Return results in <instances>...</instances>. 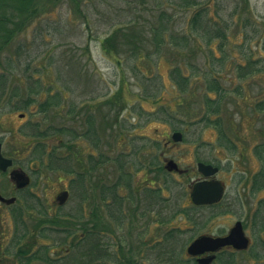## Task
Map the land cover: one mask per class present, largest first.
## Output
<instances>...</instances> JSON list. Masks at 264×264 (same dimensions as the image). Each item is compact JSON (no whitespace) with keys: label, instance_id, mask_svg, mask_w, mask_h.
I'll list each match as a JSON object with an SVG mask.
<instances>
[{"label":"rangeland","instance_id":"rangeland-1","mask_svg":"<svg viewBox=\"0 0 264 264\" xmlns=\"http://www.w3.org/2000/svg\"><path fill=\"white\" fill-rule=\"evenodd\" d=\"M207 1H210L211 5H214V2L219 3L227 12L232 11L236 3L239 7L244 4L242 0ZM40 2L34 19L26 25L10 47V52L21 64L14 73L13 82H20L23 87L25 76L32 75L42 83V99L45 97V90H48L46 95L60 91L63 98L60 106L48 113L46 124L42 122L40 115L33 117L25 114L20 117V112H13L7 107L6 98H0V138H5V142L0 141L3 155H15L17 167L21 163L26 172L27 169L32 171L37 163L34 160L37 155L32 149L35 141L21 133L23 128L25 130L24 125L27 122L41 121L42 126H69L76 129L77 133H82L86 116L92 115L101 136L98 152L110 158L125 154L129 163L131 159V165L128 164L125 170L132 173L133 187L139 190L163 187L159 169L156 170L150 165L152 157H157L158 168L164 169L163 162L173 160L179 169L185 172L183 175H171L170 178L176 185L172 189H163V208L159 209L158 204L156 214L151 211L144 213L143 210H147L145 206L130 209L129 203L125 202L123 225L117 229V226L106 218L97 186L99 179L114 181L116 167L111 163L96 168L97 191L93 197L94 205L88 204L89 201L84 204L83 221L91 225L97 224L98 220L99 227L113 230V236L108 240L110 246L114 247L110 248L111 253L119 256L118 262L164 264L159 260L158 245L164 240V234L173 228L180 234L166 244L167 248H175L181 253L184 261L196 264L194 258L186 254L190 242L201 235L225 234L234 222L240 220L245 224L244 233L250 239V246L248 250L234 256L235 264H264V229L256 231L251 220L253 211H259L260 214L257 215L264 226V190H251L253 176L260 168V163L253 154V147L264 141V112L254 109V104L264 99V39L260 35L264 30V0H248L249 10L251 9L249 15L253 18L249 26V31L252 32L253 28L250 34L253 39L248 45L255 60L260 63V70L246 80L239 81L232 62L235 60L237 63H243V57L234 49L232 62L219 75L221 81L229 88L242 82L243 90L240 96L228 98L222 106L226 134L237 147L235 155H230L227 149L222 147L203 144H214V129L191 127L186 135L181 133L186 136V141L174 142L171 136L175 131L171 130L169 125L151 117L152 113L160 108L177 118L198 115L196 112L204 93L203 82L195 80L189 87V94L180 96L171 85L169 71L175 62L181 64L183 59L196 62L201 68L206 67L209 64V48L202 42L197 41L190 45L186 53L167 47L162 53L160 63L143 56L137 61L130 59L126 41L123 39L118 40L117 49H110V53L102 49L101 43L112 29L131 18L145 19L143 9L151 8L150 0H84L79 8L80 13L73 9L68 0ZM133 2L136 4L128 5ZM133 7L138 11L133 10ZM182 15L179 14V17ZM236 17L237 14L234 15V18ZM254 29L258 30L257 33ZM235 31V35L231 36L233 44L242 40L239 24ZM19 46L20 53H16ZM150 47L140 46L139 52L144 55L150 51ZM27 62L30 68L24 73V65ZM34 71L38 72L33 74ZM155 92L157 97L152 99L150 95ZM37 100L41 101L40 97ZM36 105H32L26 113L34 112ZM70 109L73 110L72 114H67ZM121 124L125 128H121ZM26 132L29 133L30 130ZM55 143H58V140L50 139L49 147ZM154 143L158 146H154ZM74 145V168L77 171H86L87 156H96L97 152L89 147L84 138L76 139ZM65 151L61 150L62 153ZM198 160L210 162L212 165L218 163L221 169L215 179L225 186L223 200L214 208L215 212L222 214H215L208 221L210 209H201L194 215L196 222L206 220L203 229L193 225L182 214H176L178 210L190 206L188 184L190 181L201 179L196 170ZM138 165H143V168L136 169ZM42 175L40 180L37 179L38 187H29V191L42 198L52 212L59 210L68 213L76 209L75 206L79 204L77 198H80L81 194H73L69 190V183L74 176L63 171L49 170ZM65 190L68 191V196L60 206L55 198ZM133 191L138 193V190ZM119 192L123 195L125 190ZM0 194L6 198L14 194L6 176H0ZM0 214V225L3 226L1 231L4 235L2 241L5 242L11 232V218L7 208L1 204ZM35 219L36 216H31L30 220ZM60 238L62 237L59 236L58 239ZM119 245L123 249V255L119 253ZM76 260L74 253L72 262Z\"/></svg>","mask_w":264,"mask_h":264},{"label":"trees","instance_id":"trees-1","mask_svg":"<svg viewBox=\"0 0 264 264\" xmlns=\"http://www.w3.org/2000/svg\"><path fill=\"white\" fill-rule=\"evenodd\" d=\"M40 1L0 0V98L4 100L6 98L7 107H10L11 111L20 112L24 116L25 114L33 117L40 115L42 116V122L45 123L48 113L51 112L50 110L60 106V101L63 98L61 92L56 91L54 94L46 95L48 90H45V97L42 99L41 95L44 92L42 83L32 75L25 76L26 81L23 87L20 82L14 84V73L21 64L18 58H15L10 52L13 41L24 31L26 25L34 19L41 3ZM68 1L73 9L80 13L79 8L84 0ZM150 1L152 4L151 8L145 7L143 9L145 19L138 20L135 17V20L131 18L112 29L107 34V38L102 41V49L110 53L117 49L118 40L123 39L126 41L130 59L137 61L140 56H143L148 60H157L160 63L162 53L167 47L180 53H186L190 45L197 41L202 42L209 48V64L206 67L201 68L198 63L183 59L181 64L175 62V65H172L169 71L171 85L180 96L189 94V87L195 80L199 79L203 82L204 93L201 96L199 110L196 112L198 115H192L189 118L184 116L177 118L167 113L164 108H160L159 111L152 113L151 117L153 120L169 125L171 130L182 134L185 133V135L189 128L195 126H201L202 129H214L216 132L214 144L210 142L203 144L209 147L212 145L214 147H222L227 149L230 155H235L237 147L232 138L226 134L224 119L222 118V106L225 101H228V98L240 96L243 87L242 82H240L239 85L229 88L221 81L219 75L232 62L234 57L232 50L234 51V49L239 51L243 57V63H237L235 60L232 62L235 76L239 81L246 80L260 70V63L255 60L252 55L253 52L248 45L253 39L250 36L253 28L252 32L249 31L252 17L249 15L251 9L249 10L248 0H242L244 4L240 5V7L237 3L234 4L233 10L230 12H227L219 3L214 2V5H211L210 1L208 2L207 0ZM130 4L136 3L133 2L128 5ZM134 8L136 7H133V10L138 11ZM181 13L183 15L179 17ZM235 14H237L236 18H234ZM237 24L241 28L242 40L240 43L233 44L231 43V36L235 35ZM254 30L257 33L258 30ZM260 35L264 39V30L261 31ZM143 45L148 48L149 45L151 46L150 51L144 53V55L139 52L140 46ZM20 49L21 46L16 49V53L17 51L20 53ZM29 68L30 66L27 62L24 65V73H27ZM37 72L34 71L33 74ZM160 88L161 85L159 86ZM150 96L155 99L157 97L156 92ZM39 97L41 101L37 100ZM35 104H37L36 110L26 113ZM254 109L257 112H264V99L255 103ZM72 112L73 110L70 109L67 114H72ZM95 121L92 115L86 116L84 120L85 129L82 133H77L76 129L69 126H54V124L42 126L43 123L41 121L27 122L24 125L25 130L23 128L21 133L25 134V136H30L35 141L33 150L37 157L34 160L38 163L39 169L34 177L39 178L41 175L40 169L45 168L41 163L43 164L44 161H46V168L50 172L63 171L67 175H73L74 144L76 139L79 138L86 139L89 147L97 152L96 156L89 154L86 158L91 170L108 162L115 165L116 178L111 187L105 186L103 183L97 186H99V199L103 202L106 218H110L120 228L124 221L122 204L128 199L132 201L135 194L132 188V173L125 170L128 164L131 165V159L129 163L125 154H117L115 157L110 158L98 152L101 136L95 127ZM123 126L121 128H125ZM26 129L30 130V132L27 133ZM182 137V140L186 141V136ZM53 138L58 140V143L49 147V140ZM0 141L5 142V138H0ZM154 144V146H158L157 143ZM48 147L50 149L46 153ZM63 149L66 150L64 153L61 152ZM253 154L259 161L260 168L257 174L253 176L251 190H264V141L253 147ZM45 155L47 159H45ZM157 160V157H152L150 165L158 167ZM198 161L211 164L203 160ZM213 165L220 167L218 163ZM142 168L143 165H138L136 169ZM158 169L163 187L154 191L145 188L140 193L144 203L151 196H155L156 204H159V209H162L164 199L161 194L163 189H172L176 184L170 178V173L162 167ZM83 182L81 176L78 190H80L79 193L81 195L85 196L86 192ZM37 183L36 179L35 183L33 181L32 186L34 187ZM75 183L74 181L70 182V190L74 192L77 190ZM120 189L125 190V196L120 195ZM27 196L23 197L25 200L21 210L15 208L8 210L12 229L5 242L2 241L4 238L1 231L3 226L0 225V264H121L118 262L119 256L112 254L110 250V248H114L113 245L110 246L111 243L109 242V237L113 236V230L109 231L105 227H99L98 220L96 221L97 224L92 223L91 226H88V223L83 221L84 215L78 207L68 213L60 212L59 210L52 212L38 198H34L31 195L29 200L26 198ZM109 198L113 202L112 209L106 204ZM214 208L215 206H194L190 203L189 207L178 210L176 214H182L186 220L203 229L204 224L202 221L196 222L194 215L198 214L201 209H210L208 221L215 214H218L214 211ZM31 216H36V219L30 220ZM254 228L256 231L264 229L258 218ZM179 234L173 228L170 229L164 234V240L158 245L159 260H162L164 264L191 263V261H187L188 263L184 261L181 253L176 251L175 248H167L166 246ZM59 236L62 238L58 239ZM118 250L123 255V249L120 245ZM74 253L77 260L73 263L72 255Z\"/></svg>","mask_w":264,"mask_h":264},{"label":"flooded vegetation","instance_id":"flooded-vegetation-1","mask_svg":"<svg viewBox=\"0 0 264 264\" xmlns=\"http://www.w3.org/2000/svg\"><path fill=\"white\" fill-rule=\"evenodd\" d=\"M33 149V148H32ZM50 149V148H49ZM1 153H2V146H1ZM2 156L5 157L2 153ZM92 156H94L92 154ZM5 158L11 160V165L5 170V171H0V176H3V177H8V180H9V183L11 184L12 186V192L14 194L10 195L11 197L9 198H6L4 197V195L0 194V197L3 198V200H0V204L5 206L7 208V210H10L11 208H15L17 210H21L22 209V204H23V201L25 200V196H27L26 198L30 200V196L32 195L34 198H38L39 200H41V202L43 203L44 206L47 207L45 201L38 197L33 191H29V187H33L32 186V183L34 181H36V179L40 180L41 178V175L43 174V172H47V168H46V161L43 162V164L41 163V165L45 168L43 169H40V176L39 178L38 177H34L36 176V172L38 171L39 167H38V163H35L36 164V168H34L32 171H30L31 169H27V172L24 170V167L23 165H21V163L19 164V167H17L16 165H18L17 163V160H16V156L15 155H11V156H6ZM46 159H47V156H46ZM166 162V161H165ZM165 162L164 163V166H165ZM198 162H196V165H197ZM105 164H109L111 165L110 162L108 163H105ZM75 166V165H74ZM158 169V167H155V169ZM218 168V172L220 171V167H217ZM156 169V170H157ZM196 170H197V167H196ZM167 171V170H166ZM168 172V171H167ZM217 172V173H218ZM170 173L171 175H175V174H180V175H183L185 172L183 170H180L179 167H178V171H172V172H168ZM21 174L23 176V178H16L17 175ZM95 174H96V169H93L91 170L90 167H89V163H88V169L85 171H77L76 168H74V178L71 179V181H74L76 182L75 185L77 186V190H75V192H79L80 190H78V185L79 184V179L80 177L82 176L83 178V185L85 186V196L84 195H81L80 198H77L79 204L76 205L75 207H78L79 210H81L82 214L85 216L84 214V204L89 201L88 204L90 205H94V198L95 197V194H96V189H97V186H96V178H95ZM257 174V173H256ZM254 174V176L256 175ZM32 175V177H31ZM43 176V175H42ZM201 179L199 180H196L195 182L193 181H190L189 184H188V187H189V203L192 204V201H191V198H190V194L192 192V189L194 187V185H196L197 183L199 182H202V181H218L222 187H223V194H222V197L220 198V200H218L216 203H213L211 205H206V206H215L217 207L221 201L223 200V196L225 195V186L224 184L220 181V180H217V179H212V178H206L204 179L201 175H200ZM35 178V179H34ZM101 180H103L104 182H101ZM70 181V182H71ZM115 181V180H114ZM114 181H106L105 179H99V184H104L105 186H109L111 187V185L113 184ZM22 183H25V184H22ZM39 183V182H38ZM38 183L35 184L34 187H38ZM40 185V184H39ZM253 186V184H252ZM133 189L135 190H138V193L136 192L133 197L134 199L131 201L130 199L126 200L123 202L122 204V208H123V217H124V210L126 208L125 206V202H128L129 205H130V209L132 207H135V209H139L140 206H144L147 208V210H143L144 213H150V211L153 213V214H156L157 213V207H158V204H156L155 202V196H151V200L148 198L147 199V202L144 203V200L141 196V190H139L138 188H135V187H132ZM147 189H152L153 191L154 190H158L159 187H147ZM69 190H70V183H69ZM120 190H124V189H120ZM71 193H75L74 191L70 190ZM63 193H66L67 196H68V191L65 190V191H62L59 195H57V197L55 198L58 205H62L64 204L65 202H61L59 201V196ZM121 196H125V195H122L120 194ZM66 196V198H67ZM65 198V199H66ZM8 200H11V202H7ZM264 201V199H262ZM28 201V200H27ZM261 201V200H260ZM259 201V202H260ZM106 204L109 206V208H113V202L112 200L109 198L107 201H106ZM193 205V204H192ZM194 206H197V205H194ZM201 206V205H199ZM204 206V205H202ZM204 206V207H206ZM143 213V212H141ZM218 214H222L221 212H217ZM259 211H256L254 210L252 215H251V220H252V226L254 227L255 225V222L257 221V218L259 219L258 217V214ZM260 214V213H259ZM110 222H112L113 224H115L110 218H108ZM236 222H241V225H242V228H243V231H244V225L242 221L240 220H237ZM232 225V227L235 225V223ZM203 224L205 223V221L202 222ZM123 224V222H122ZM92 225V224H91ZM90 224H88V226H91ZM116 227V226H115ZM232 227H230V229H228V231L225 233V234H220V235H216V236H213V235H207V236H210V237H225L228 235L229 231L232 229ZM117 229H119V227H116ZM12 229V228H11ZM256 230V229H255ZM110 231V229H109ZM110 236V235H109ZM203 236V235H201ZM206 236V235H204ZM111 237V236H110ZM249 239V238H248ZM249 246H250V239H249ZM240 250L238 249H234L233 247H230V246H226V247H222V248H219L218 250H216L215 252H205L203 253L200 258H207V257H213L212 261L210 262V264H214L215 262L217 264H235V258L234 256L239 253ZM197 258H194V261L196 260Z\"/></svg>","mask_w":264,"mask_h":264},{"label":"water","instance_id":"water-1","mask_svg":"<svg viewBox=\"0 0 264 264\" xmlns=\"http://www.w3.org/2000/svg\"><path fill=\"white\" fill-rule=\"evenodd\" d=\"M23 115H20L22 117ZM171 139L174 142L181 141V134L175 132L172 134ZM11 160L2 156L1 143H0V171H5L10 165ZM198 173L204 178H210L215 176L218 172L217 167L212 165H206L204 163H197L196 165ZM165 168L168 171H178V166L173 160H167ZM16 178H23L21 174L17 175ZM25 184V183H22ZM223 187L218 181H202L194 185L190 198L195 205H208L215 203L222 197ZM67 194L63 193L59 196V201L63 202ZM0 200H3L0 197ZM7 202H11L8 200ZM249 240L244 235V231L241 222H236L228 235L225 237H210L200 236L196 238L187 248L186 252L190 256H199L205 252H215L219 248L230 246L234 249L245 250L248 247ZM213 257L199 258L197 264H210Z\"/></svg>","mask_w":264,"mask_h":264}]
</instances>
